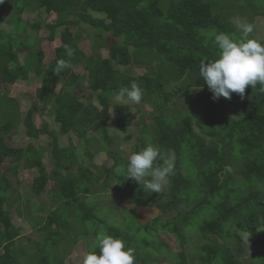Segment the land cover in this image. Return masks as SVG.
I'll use <instances>...</instances> for the list:
<instances>
[{
  "label": "trees",
  "instance_id": "16d2710c",
  "mask_svg": "<svg viewBox=\"0 0 264 264\" xmlns=\"http://www.w3.org/2000/svg\"><path fill=\"white\" fill-rule=\"evenodd\" d=\"M9 7L12 13L2 21L12 30L0 27V163L9 162L0 172V264H67L66 254L80 239L89 251L101 231L134 249L135 264H159L162 258L171 264H264V91L257 84L246 87L244 99L233 93L231 99L213 100L199 74L202 58H218L212 34L238 39L236 18L255 26V18L264 17V0H3L0 14ZM29 14L34 18L25 17ZM252 37L264 41L256 28ZM43 38L58 40L50 62L38 47ZM34 47L36 60L27 66L20 53ZM59 59L70 67L57 74ZM136 64L153 69L116 83L102 81L118 65ZM34 78L40 86L28 109L50 108L70 148L60 145L48 121L39 126L30 111L19 115L21 101L11 86ZM132 82L143 91L140 103L114 104L119 88ZM175 96L186 107L176 111ZM234 96L252 107L241 112ZM134 123L140 129L133 153L152 145L165 157L175 155V175L161 193L148 192L117 172L126 168L127 159L113 146L114 133L118 139L130 134ZM43 135L50 137V168L43 160L44 146L32 148L33 139ZM7 138L29 142L15 145ZM91 144L111 164L95 166L86 157ZM21 169L35 171L33 195L49 194L56 204L44 222L27 216L33 233L23 238L24 227L14 223L10 211L22 201L19 187L7 175ZM108 190L130 199L121 222L106 217L112 211L120 220L116 212L121 208L97 209V197ZM141 213L146 222L138 219ZM125 221L127 226L120 225ZM160 231L174 235L178 250L170 249Z\"/></svg>",
  "mask_w": 264,
  "mask_h": 264
},
{
  "label": "rangeland",
  "instance_id": "374dc122",
  "mask_svg": "<svg viewBox=\"0 0 264 264\" xmlns=\"http://www.w3.org/2000/svg\"><path fill=\"white\" fill-rule=\"evenodd\" d=\"M11 13H12L11 8L9 7V9H6L5 13L0 14V27L7 29L9 31L12 30L11 27L7 23H4L2 20L9 18ZM25 17H29L33 19L34 15L29 14V15H26ZM255 28L258 31V33L262 37H264V17L263 16H257L255 18ZM61 30L62 29L59 28L58 34L61 32ZM92 32H95V30H92ZM41 33L43 35V31H41ZM108 36H109L108 34L105 35L106 38ZM57 45H58V40L51 41L45 38L41 39L38 47L43 48L45 51V59H44L45 62H50L53 59L54 49H55V46ZM36 48L37 47H34L33 49H29L27 51L21 52L20 61L22 60L27 66H31V64L36 60V56H35ZM152 69H153V66H144V65H137V64L129 65V66L118 65V68L115 70L113 75H106V74L102 75V81L105 84L116 83V82L122 81L123 79L134 76V75L144 74L147 71L151 72ZM32 75L34 77H37L35 73L33 72H32ZM86 84L87 82L85 81L84 85L86 86ZM205 85L207 86V84ZM39 86H40V82L36 78H34L33 81H31V83H26L25 81H18L16 84L11 86L13 95L17 96L21 101V111L19 110L20 111L19 115L24 114L26 116V114L29 113L30 110L28 108H30L31 102L35 100L36 90ZM71 88H74V87L71 86ZM75 89H77V92L81 94V92H79L78 87L75 86L74 90ZM83 89H85V87ZM84 91L86 92V94L89 92L88 90H84ZM52 96H54V93L52 94ZM171 102H173V104L175 105L174 109L176 111L179 110V107L180 108L186 107L185 101H183L180 97H177V96L173 97V99H171ZM234 104H235V107L239 109L241 112H247V110H249V108L252 107L251 104H249V101H241L237 97L234 100ZM134 106H137V105H134ZM144 110L149 112L151 108L149 106H145ZM15 111L12 110L13 113L11 115H13V117L15 116ZM135 111H138V110L135 109ZM28 115L29 116L32 115L33 116L32 121L36 122V124L39 126L43 124V121H48L50 123V129L53 130L54 132L56 131L57 133H59L60 145L63 147L66 146L67 148H70V139L67 136L61 135L59 131V124L54 121L53 114L50 113V108L46 107L45 109L40 110L38 112L30 111ZM138 115L141 116L142 114L139 113ZM7 116L10 117V114L8 111H7ZM23 118L25 117L24 116L21 117V119ZM139 129H140V126L137 123H134L131 126V130H132L131 133L127 135H123L120 139H118V135L114 133L113 146L115 145L118 146L120 155L122 157H125L127 159V157L133 153L135 141L139 138V134H138ZM73 138H74L73 142L75 143V145L79 144L80 140L76 136H74ZM7 141L11 144L15 143V145L16 144L18 145L27 144L29 142L26 140L23 142L19 141L18 143H16V142H13V140H9L8 138H7ZM120 142H122V144H120ZM32 143L34 145V147L32 146V148L35 149L36 151L40 150V145L44 146V148L41 149L43 160L49 168L52 167L54 165L53 164L54 161L51 156L52 147L50 145V137L48 135H43L37 139H33ZM78 153L79 155L83 156L81 151H79ZM86 157L89 158L90 161L93 164H95V166H100L102 164H109L111 162V160L107 157V154H105V152L103 151H98L97 146H94L93 144L90 145V149ZM8 165H9V162L0 163V172H6V167ZM34 174H35V171L33 169L32 170H24V169L22 170L21 169L18 171L17 175H12L11 173L7 172V175L11 178L13 184L19 187V194L22 200L19 203H15L10 208L14 223L18 226L24 227L22 238L24 237L26 233L28 234L33 233L31 232L33 231V227L27 220V216L29 214L39 216L37 217V220L40 219L42 222H44L47 219H49L50 209L56 207V204L51 201V198H50L51 196L49 194L47 195L46 193H43L40 196L33 195L32 190H31V183H32V176ZM18 179H20L21 181H18ZM52 184L53 182H51L49 186H51ZM91 191L93 194H96L94 186L91 188ZM9 198L15 199L14 194L10 192ZM97 200L99 202V204L97 205V209L101 208L102 206H110L111 210L121 208L116 212V215L120 217V220L119 218L113 217L112 211H110L112 217L106 216L109 221H112L114 223L121 222V218L123 217V211L131 207V204L127 202V200H130V199H128L127 197H124L120 193H113L111 190H108L106 192L99 194V196L97 197ZM34 204L38 205L39 208L38 209L35 208L33 206ZM138 219L141 222H146L148 220V217L141 213L140 216H138ZM76 224L77 226L79 225V223L77 222ZM124 224L125 226H127L126 221L123 224L121 223L120 225H124ZM134 231L135 229L133 228L132 233ZM137 233L139 235V232ZM159 236L164 242H166L169 245L171 250H174V251L178 250L177 241L174 235L166 231H160ZM31 237L36 238V236L34 235H32ZM143 237L144 236L142 235L139 236L140 243L144 242L145 238ZM150 238H151L153 245L157 246L159 242L156 239V237L152 235L150 236ZM24 242L25 240L20 238L19 244L22 245L24 244ZM87 251H88V247H87V244L85 243V240L80 239V241L76 244V246H74L71 249V251L66 254L67 264H81L83 257L87 253ZM249 259L250 258L248 257L246 261H248ZM25 264H29V263H25ZM159 264H171V263L167 261L166 259L162 258Z\"/></svg>",
  "mask_w": 264,
  "mask_h": 264
},
{
  "label": "clouds",
  "instance_id": "9594fccd",
  "mask_svg": "<svg viewBox=\"0 0 264 264\" xmlns=\"http://www.w3.org/2000/svg\"><path fill=\"white\" fill-rule=\"evenodd\" d=\"M235 22L240 37L235 39L224 32L213 33L212 42L218 49V58L200 60L199 74L213 100L231 99L233 93L244 99L246 87L254 88L257 84L264 91V41L252 37L253 23L239 18ZM67 55L71 57L72 51L69 50ZM68 67V61L59 59L53 71L59 74ZM142 95L139 85L132 82L130 87L119 88L112 99L114 104L121 106L138 105ZM158 159L163 160V164L156 163ZM117 172L126 173L125 178L141 183L148 192L161 193L175 175V155L171 153L165 157L158 147L149 145L129 155L126 168H117ZM243 239L247 243L248 237ZM82 264H135V250L127 247L122 238L101 231L96 234Z\"/></svg>",
  "mask_w": 264,
  "mask_h": 264
}]
</instances>
